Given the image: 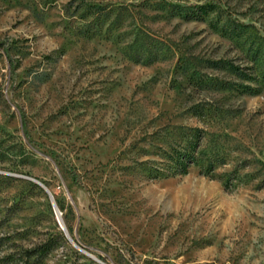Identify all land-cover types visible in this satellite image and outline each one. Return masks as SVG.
<instances>
[{"label":"rangeland","instance_id":"1","mask_svg":"<svg viewBox=\"0 0 264 264\" xmlns=\"http://www.w3.org/2000/svg\"><path fill=\"white\" fill-rule=\"evenodd\" d=\"M96 257L264 264V0H0V264Z\"/></svg>","mask_w":264,"mask_h":264},{"label":"trees","instance_id":"2","mask_svg":"<svg viewBox=\"0 0 264 264\" xmlns=\"http://www.w3.org/2000/svg\"><path fill=\"white\" fill-rule=\"evenodd\" d=\"M176 158L178 159L176 161L177 166L175 170L176 173H180V174L186 173L190 164L198 163L197 157H195V155L192 152L188 151L186 148L183 150H179L178 156ZM218 161L220 160H218V158H215L214 160L209 161L207 166H201V173L203 175L213 177L214 176L213 171L215 170ZM219 163L225 164L226 162L224 160H221ZM51 246H52L51 244L46 243L43 246H40L34 250H29L28 253L29 255H35L38 252L46 253L47 251H49Z\"/></svg>","mask_w":264,"mask_h":264},{"label":"water","instance_id":"3","mask_svg":"<svg viewBox=\"0 0 264 264\" xmlns=\"http://www.w3.org/2000/svg\"><path fill=\"white\" fill-rule=\"evenodd\" d=\"M28 178H30V179H32V180H35L36 182H38L39 184H41L46 190H47V192L49 193V195H50V198H51V200H52V203H53V206H54V209H55V212H56V214H57V218H58V221H59V223H60V225H61V227L65 230V232H66V234H67V236L70 238V240L76 245V246H78L79 248H81L82 249V247L79 245V244H77L76 243V241H74V239L71 237V235H70V233H69V231H68V229H67V227H66V224H65V222H64V220H63V218H62V213H61V210H60V208H59V206H58V204H57V201H56V199H55V196H54V194L52 193V191L41 181V180H39V179H37V178H35V177H28ZM84 250V249H83ZM97 258V257H96ZM97 260H99L101 263H103V264H106L104 261H102L101 259H99V258H97Z\"/></svg>","mask_w":264,"mask_h":264}]
</instances>
